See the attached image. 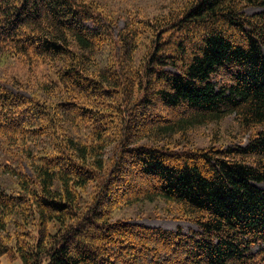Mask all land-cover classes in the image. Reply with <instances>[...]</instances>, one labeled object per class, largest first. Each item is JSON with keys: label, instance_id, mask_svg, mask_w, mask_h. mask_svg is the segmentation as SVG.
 Wrapping results in <instances>:
<instances>
[{"label": "trees", "instance_id": "trees-1", "mask_svg": "<svg viewBox=\"0 0 264 264\" xmlns=\"http://www.w3.org/2000/svg\"><path fill=\"white\" fill-rule=\"evenodd\" d=\"M263 49L264 0H0V260L264 264Z\"/></svg>", "mask_w": 264, "mask_h": 264}, {"label": "rangeland", "instance_id": "rangeland-1", "mask_svg": "<svg viewBox=\"0 0 264 264\" xmlns=\"http://www.w3.org/2000/svg\"><path fill=\"white\" fill-rule=\"evenodd\" d=\"M146 4L147 3H145L144 5H146ZM259 10H260V7H252V8L247 7L244 9V12L249 14V15H252L254 12H257ZM157 11L158 10L156 9L153 12V15L158 14ZM140 14H143L146 17L145 12H141ZM102 15H103V18H100L99 16H98V18L101 19V21L106 20L107 17L105 16V12ZM116 15H117V13L114 14V17H113V19L117 20L116 26L112 25L110 21L107 22L110 26L112 33L115 35L118 32V29L124 25V23H122L121 17L116 18ZM86 24H88L91 27L94 25V23H91V22H86ZM263 54H264V49H263ZM9 64L10 65L6 67V70H9L11 72H15L16 74L19 73V69L22 67L21 66L22 64L15 62V61L11 62ZM168 69L173 71V69H171L170 67ZM0 83L4 84L5 88L13 90V92H17L18 94H20V93L25 94V92L22 89H20V90L17 89L11 83H8V84L4 83V81L2 79H0ZM10 85H13V86H10ZM220 130H221V133L219 134ZM236 132H238L237 123H235L233 121V119L226 117V119L223 120L218 126L208 125L207 127H204V125H203V126L195 127V129L193 131H190L189 137H190L192 143H194V144L207 145L208 141L211 139V137L215 134H218V139L220 140L219 145H221L222 142H224V143L227 142L226 143L227 145H233L234 142L232 143L231 140L233 139L234 136H236ZM247 141H248V138H245V140H243V142L245 144L247 143ZM113 146H114V144L112 146H109L108 150L106 151V157L107 158H109L111 156L112 151L114 149ZM253 184L258 188H264V183L257 184L256 182H254ZM128 216H129V220H131L134 224L139 223V224H143L147 227L156 226V227L161 228V229L162 228L170 229V231H175L177 229H180L186 234L187 233L192 234L195 232L200 233V231H201V230H199V228L194 223H192L188 220L187 221H183L182 219L171 220L169 218L157 219V217H151V216H149V217L142 216V217H137L136 219H133V216H134L133 212H129ZM31 227L32 226L30 225V228ZM1 232L2 233H8L9 230H6V228H5V230L1 231ZM10 233L11 232H9V234ZM262 247L264 248V243L260 247L258 245H255L252 247V252L258 253V252H260L259 250ZM0 264H22V262L19 258L15 259V261H13V262H10L6 258H2L0 260Z\"/></svg>", "mask_w": 264, "mask_h": 264}]
</instances>
